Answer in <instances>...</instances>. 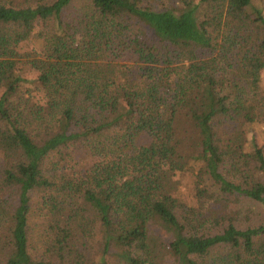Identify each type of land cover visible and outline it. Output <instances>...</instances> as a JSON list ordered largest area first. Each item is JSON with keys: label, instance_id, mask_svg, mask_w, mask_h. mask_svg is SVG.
Masks as SVG:
<instances>
[{"label": "trees", "instance_id": "obj_1", "mask_svg": "<svg viewBox=\"0 0 264 264\" xmlns=\"http://www.w3.org/2000/svg\"><path fill=\"white\" fill-rule=\"evenodd\" d=\"M263 74L256 0H0V264H264Z\"/></svg>", "mask_w": 264, "mask_h": 264}, {"label": "rangeland", "instance_id": "obj_2", "mask_svg": "<svg viewBox=\"0 0 264 264\" xmlns=\"http://www.w3.org/2000/svg\"><path fill=\"white\" fill-rule=\"evenodd\" d=\"M79 4V3H78ZM256 4L260 7H262L264 9V0H256ZM80 6V5H79ZM34 46V42L30 41L28 43H25L24 48L27 50H30L32 47ZM263 79H262V86H261V90L264 93V74H263ZM251 136L252 134H255V137L258 139V142L260 144L264 145V133H261L260 131H264V127L263 126H258L256 124H253L250 126L249 129ZM147 139H144V141H146ZM182 185L185 188H188L190 185V179H188L187 177H185L182 180ZM38 199L40 200V196L38 197ZM36 206V201L34 204V208ZM245 209L246 210H251L253 212L254 217H258V213H259V208L256 205H253L251 203H246L245 205Z\"/></svg>", "mask_w": 264, "mask_h": 264}]
</instances>
